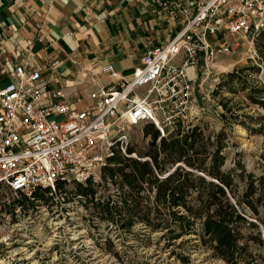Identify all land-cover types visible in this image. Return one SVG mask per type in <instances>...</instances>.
<instances>
[{
	"label": "built area",
	"instance_id": "2783aa9c",
	"mask_svg": "<svg viewBox=\"0 0 264 264\" xmlns=\"http://www.w3.org/2000/svg\"><path fill=\"white\" fill-rule=\"evenodd\" d=\"M128 1L155 21L149 30L166 41L146 51L130 80L111 63L100 66L99 77L87 72L88 85L109 79L91 105L72 102L30 56L1 45L0 72L9 82L0 87V197L33 199L36 190L52 196L59 184L97 183L117 154L137 157L127 154L132 127L152 124L161 137L179 125L193 127L202 110L196 81L211 74L219 54L234 50L230 39L264 31V0ZM7 56L11 71L1 64Z\"/></svg>",
	"mask_w": 264,
	"mask_h": 264
},
{
	"label": "trees",
	"instance_id": "16d2710c",
	"mask_svg": "<svg viewBox=\"0 0 264 264\" xmlns=\"http://www.w3.org/2000/svg\"><path fill=\"white\" fill-rule=\"evenodd\" d=\"M256 48L262 66L235 69L217 90L241 91L249 104L262 110L257 117L238 115L243 108L240 104L237 110L231 105L232 98L220 101L228 124L234 122L251 134L264 136V83L252 79L264 70V31L258 34ZM144 136L150 138L145 153L130 145L127 154L137 157L117 154L102 169L103 187L107 189L108 182L116 185L119 200L104 195L96 198L99 185L91 180L86 185L75 183L74 195L83 197L99 219L118 229L131 232L138 221L149 237L160 233L158 241H164L166 249L172 248L171 255L183 263L197 245L191 244L189 249L183 246L199 240L225 264H264L251 245H264L259 232V223L264 224L260 211L264 206V174L248 173L239 161L233 169L223 170L227 160L224 132L206 135L203 126L187 129L179 125L168 137H161L154 125L146 124ZM57 188L64 187L59 184ZM47 193L36 190L32 202L24 197L19 204L47 203ZM247 227L256 234L245 235ZM185 237L188 239L183 240Z\"/></svg>",
	"mask_w": 264,
	"mask_h": 264
},
{
	"label": "rangeland",
	"instance_id": "374dc122",
	"mask_svg": "<svg viewBox=\"0 0 264 264\" xmlns=\"http://www.w3.org/2000/svg\"><path fill=\"white\" fill-rule=\"evenodd\" d=\"M257 38L258 35L230 39L234 50L229 55L219 54L211 74L203 81L201 78L196 81L197 110H202L196 112L193 124L203 126L206 135L225 133L227 160L224 171L233 169L239 161L248 173L260 176L264 174V136L251 134L237 123L228 124L220 101L232 98L231 105L235 109L243 107L237 111L238 115L246 113L257 117L262 110L249 104L241 91L231 94L224 89L217 90L235 69L262 66L256 48ZM252 79L264 83V70L254 74ZM145 127L141 124L129 132L131 145L141 153L147 151L150 141L144 136ZM97 184L96 198L104 195L119 200L116 185L108 182L106 189L102 179ZM46 196L47 203L33 201V206H21L19 203L24 197L20 195L9 193L0 197V264H225L214 258L199 240L183 246L189 249L191 244L197 245L190 250L188 262L183 263L171 255L172 248L166 249L165 242L158 241L160 233L149 237L142 223L137 221L131 232H125L115 224L102 221L92 204L74 195L73 183ZM260 211L264 217V206ZM244 231L247 236L256 234L253 228L247 227ZM259 232L264 240V224L259 223ZM251 245L264 259V245Z\"/></svg>",
	"mask_w": 264,
	"mask_h": 264
},
{
	"label": "crops",
	"instance_id": "0c3cea01",
	"mask_svg": "<svg viewBox=\"0 0 264 264\" xmlns=\"http://www.w3.org/2000/svg\"><path fill=\"white\" fill-rule=\"evenodd\" d=\"M154 22L128 0H0V47L23 51L68 99L85 107L94 101L98 85L109 82L97 78L101 65L111 63L130 80L146 51L165 43L163 33L149 30ZM8 59L1 64L11 71ZM87 72L97 76V85L86 84ZM8 82L7 73L0 72V87Z\"/></svg>",
	"mask_w": 264,
	"mask_h": 264
}]
</instances>
